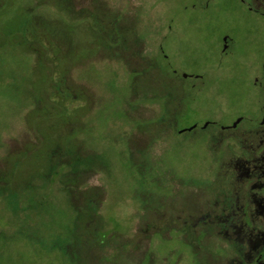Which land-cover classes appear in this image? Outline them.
<instances>
[{
	"label": "rangeland",
	"instance_id": "rangeland-1",
	"mask_svg": "<svg viewBox=\"0 0 264 264\" xmlns=\"http://www.w3.org/2000/svg\"><path fill=\"white\" fill-rule=\"evenodd\" d=\"M71 12L87 18L82 27L65 18ZM34 14L63 63L64 87L76 97L72 113H61L53 99L46 64L37 67L16 41ZM94 15L118 17L121 27L133 29L143 60L115 52L86 60L81 49L92 45L85 29ZM216 28L215 5L205 0H0V264H130L138 241L141 252L148 246L144 230L157 218L154 208L168 214L172 204L186 209L195 202L196 188L208 180L205 142L213 130L201 128L222 123L220 110L246 105L244 81H251L242 79L240 60L219 63ZM245 33L241 51L249 54L261 37ZM239 55L245 66L248 59ZM142 70L135 82L133 73ZM160 118L172 129L153 127ZM56 145L64 154L70 145L90 161L99 156L101 171L79 174L62 188L66 165L50 170L48 158ZM139 164L147 166L144 174ZM49 171L47 182L38 179ZM178 184L184 197H176ZM161 185L177 187L180 199L160 193ZM92 193L90 225L106 242L98 248L89 237L73 251L67 246L74 220L86 215L83 198ZM169 252V264H198L176 239L157 244L156 263Z\"/></svg>",
	"mask_w": 264,
	"mask_h": 264
},
{
	"label": "flooded vegetation",
	"instance_id": "flooded-vegetation-1",
	"mask_svg": "<svg viewBox=\"0 0 264 264\" xmlns=\"http://www.w3.org/2000/svg\"><path fill=\"white\" fill-rule=\"evenodd\" d=\"M211 1L217 18L219 63L240 60L245 68L242 79H251L244 81L250 84L243 97L248 103L237 112L220 110L218 120L222 123L208 121L203 125L205 132L213 128L205 142L210 164L207 182H200L195 202L186 209L179 203L172 204L168 214L163 206L154 208L157 218L144 230L148 246L141 252L138 241L130 264H158L155 247L173 239L187 246L198 264H264V0H205V5ZM238 31L261 37L252 52L247 50L249 54L241 51L243 34ZM240 53L248 59L245 66ZM161 118L153 127L172 129L161 123ZM146 168L145 164L137 165L139 173H145ZM159 187L160 193L171 199L178 187L176 197H184L180 184ZM150 196L156 197V191ZM162 209L164 213H160ZM138 234L141 236V231ZM172 254H166L159 264H169Z\"/></svg>",
	"mask_w": 264,
	"mask_h": 264
},
{
	"label": "trees",
	"instance_id": "trees-1",
	"mask_svg": "<svg viewBox=\"0 0 264 264\" xmlns=\"http://www.w3.org/2000/svg\"><path fill=\"white\" fill-rule=\"evenodd\" d=\"M56 6H53L55 8ZM66 19H79L78 27H82V22H85L87 18H79L74 13H69L64 15ZM92 19L91 28L85 29L86 32L89 31L90 38L92 39L91 46L84 45L81 49L83 55H86V60H88L93 55H97L103 52H110L112 54H130L131 57L137 58L139 60H143L142 53L139 50H136L139 47L141 40L138 36L135 35V32L131 28L121 27L120 19L118 17L113 18L112 20H107L101 15H94V17H90ZM41 19L37 14H34L31 19L26 23L23 33L20 37V40L17 39V43L20 47L24 48V51L28 54L35 57L37 67L45 63V70L53 75V86L52 91L53 99H56L61 108V113L64 115L68 113H72V110H69V106L75 102V98L72 94H70L69 90L64 87L66 86L67 79L63 78L61 75V71H59V67L63 64L60 62V59L56 56V48L49 43V35L43 33V31L38 26V22ZM44 19V18H43ZM40 23V22H39ZM91 31V32H90ZM43 33V35H42ZM118 51V52H116ZM116 54V55H117ZM77 65V64H75ZM73 65V66H75ZM71 66V68L73 67ZM36 67V68H37ZM144 70L134 72L133 75L138 77L134 79L136 82L139 77L144 76ZM137 88V87H136ZM78 99V98H77ZM70 100V101H69ZM56 104L55 102L51 101ZM78 108H82L79 106L74 108L77 110ZM95 156V155H94ZM50 170L56 167L58 164L66 165V172L63 173L59 177V183L63 185L62 188L69 187V183L75 182L79 174H91L93 172L101 171L97 167V161H99V156L92 157V161L88 158H82L76 155L75 151L71 146L68 147V152L66 150L65 154L62 152L59 145H56L53 149L48 153ZM52 171H49L47 174H41L38 176V179L47 182L49 176L52 174ZM144 174V173H140ZM73 176V177H71ZM78 181V180H77ZM66 185V186H64ZM71 193V192H70ZM74 192H72L71 196ZM95 195L92 193L91 196H87L83 198L84 205L83 208L86 215L81 216V214L77 215V218L74 220L72 237L73 239L69 240L70 249L75 251L76 249H81V247L86 243L87 238L92 236L94 237V241L96 243V247L101 248L103 242L97 241L96 235L99 233V230L96 227H92L90 222L92 218H90V214L93 213V210L96 209L93 206V197ZM81 197V198H82ZM71 199V198H70ZM73 197L71 199L72 203ZM74 207V206H73ZM91 226V227H89ZM85 236V237H84ZM84 237V238H83Z\"/></svg>",
	"mask_w": 264,
	"mask_h": 264
}]
</instances>
